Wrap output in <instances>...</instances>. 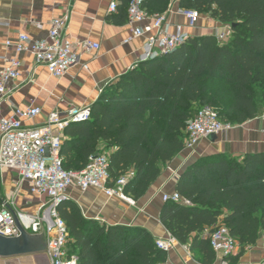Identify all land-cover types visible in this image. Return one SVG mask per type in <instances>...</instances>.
I'll return each instance as SVG.
<instances>
[{
    "label": "trees",
    "instance_id": "trees-1",
    "mask_svg": "<svg viewBox=\"0 0 264 264\" xmlns=\"http://www.w3.org/2000/svg\"><path fill=\"white\" fill-rule=\"evenodd\" d=\"M124 0L125 13L127 4ZM171 0H142L149 16L166 13ZM179 9L208 13L228 25L231 35L189 36L172 51L139 63L117 78L90 107L88 121L65 128L60 156L67 171L82 170L88 158L108 155L109 182L129 172L123 193L141 199L156 182L161 167L184 149L186 123L204 107L221 123L240 125L259 116L264 102V0H178ZM175 193L184 206L166 201L159 221L181 245L197 248L203 264L214 253L202 233L221 219L237 242L240 255L264 237V153L232 157L215 154L189 164ZM57 214L64 222L77 264H164L168 253L138 227L109 226L85 219L73 201ZM218 225V226H219ZM212 230V229H211ZM210 230V231H211Z\"/></svg>",
    "mask_w": 264,
    "mask_h": 264
},
{
    "label": "crops",
    "instance_id": "crops-1",
    "mask_svg": "<svg viewBox=\"0 0 264 264\" xmlns=\"http://www.w3.org/2000/svg\"><path fill=\"white\" fill-rule=\"evenodd\" d=\"M112 2L117 5L114 13L109 12ZM177 2L171 0L172 13L166 14L167 20L172 25H185V20L175 14ZM125 9L124 0H0V57H15L13 50L4 46L7 40H14L20 33L32 40L44 39L51 20L64 16L68 18V24L63 36L71 40H90L99 45L96 51L79 50L78 64L60 80L49 76L43 66L36 65L31 54L16 56L22 63V74L9 85L12 92L9 102L0 107V119L10 117L13 108L26 109L31 102L41 109V114L35 120L25 122L26 126L40 125L54 110L64 112L71 107H91L103 90L141 62L144 40H129ZM200 21L189 34H212L211 28H206ZM36 24L41 27L38 28ZM171 31L174 32V29ZM2 66L3 62L0 61V68ZM232 126L230 131L216 136L213 141H202L194 153L183 149L171 162L163 165L156 182L141 199L135 201V206H129L117 198H107L96 189L82 194L75 187L68 190L70 200L77 204L85 219L109 226L138 227L156 240L165 238L167 232L159 221L164 204L161 197L175 192L177 179L189 164L201 157L221 153L232 157L264 153V121L256 116ZM98 150L103 151V146L99 145ZM173 173L178 176L175 177ZM16 182V171L0 170V202L12 200L15 208L27 220L28 216L34 215L44 198L30 195L26 184L17 188ZM220 223L221 219L217 226ZM211 229L203 231V239L208 238ZM0 264H48V258L44 250L14 258H0ZM164 264L203 262L197 248L191 249L176 242ZM211 264H218L215 255ZM230 264H264L263 235L260 234L256 244L247 247L242 255L238 248L230 258Z\"/></svg>",
    "mask_w": 264,
    "mask_h": 264
},
{
    "label": "built area",
    "instance_id": "built-area-1",
    "mask_svg": "<svg viewBox=\"0 0 264 264\" xmlns=\"http://www.w3.org/2000/svg\"><path fill=\"white\" fill-rule=\"evenodd\" d=\"M142 0H129L127 4V25L130 38H143L142 60H151L159 54L174 50L183 45L189 31L198 27L201 15L195 10L177 9L175 14L185 20V25H172L166 14L172 13L171 4L166 13L149 16L141 7ZM117 5L112 2L109 12H116ZM68 18H54L50 22L47 36L41 40H32L24 33L17 34L14 40H7L6 48L12 49L15 57H0L3 66L0 68V107L9 102L11 90L9 85L16 82L22 74V63L16 57L29 53L36 65L46 68L49 76L62 79L68 71L79 62L78 51H96L99 45L90 40H71L63 36L67 28ZM38 28L41 26L36 24ZM174 29V32L171 31ZM218 42H226L230 34L222 27L211 32ZM41 109L31 102L26 109H12V115L0 119V170H14L17 173L16 187L27 185L30 195L44 198L32 216L25 220L12 200L0 202V237L17 238L20 231L16 228L11 216L14 215L21 229L28 235L45 237L48 264H77L75 256L67 252V232L64 222L57 214V207L63 201L70 200L68 190L75 187L84 194L96 189L107 198L118 200L135 206V201L123 193L127 181L133 173L117 179L112 186L108 185V155L105 152L88 158L82 170L67 171L63 168L60 156L61 144L65 128L70 124L88 121L91 117L90 107H71L64 112L52 111L40 125L26 126L25 122L35 120ZM258 119L264 121V109ZM233 128L231 124L221 123L216 111L204 106L186 123L184 150L194 153L197 146ZM177 177V173H173ZM162 201H172L184 206L190 203L177 193L162 195ZM71 201V200H70ZM210 247L218 264H230V258L239 248L230 236L226 227L219 225L208 233ZM176 240L168 233L165 238L156 240V246L169 253Z\"/></svg>",
    "mask_w": 264,
    "mask_h": 264
},
{
    "label": "water",
    "instance_id": "water-1",
    "mask_svg": "<svg viewBox=\"0 0 264 264\" xmlns=\"http://www.w3.org/2000/svg\"><path fill=\"white\" fill-rule=\"evenodd\" d=\"M145 61L142 60L140 63ZM215 138L216 136L213 135L209 137V140L213 141ZM11 218L16 228L20 231V236L17 238L0 237V258H14L28 253L46 250L43 232L40 235H28L21 229L14 215Z\"/></svg>",
    "mask_w": 264,
    "mask_h": 264
},
{
    "label": "rangeland",
    "instance_id": "rangeland-1",
    "mask_svg": "<svg viewBox=\"0 0 264 264\" xmlns=\"http://www.w3.org/2000/svg\"><path fill=\"white\" fill-rule=\"evenodd\" d=\"M202 24H205L206 28H211L210 30L214 31V29H217L219 27H222L223 29H225L227 32H229V34L231 35V29L228 25H222L217 23L213 18H211V16L208 13L202 14L201 15V21ZM214 26V27H213ZM230 40V39H229ZM228 41V40H227ZM260 106L262 109H264V102L260 101ZM103 151L100 150L99 153H102ZM68 252L69 253H73L74 250L72 249L71 246H67Z\"/></svg>",
    "mask_w": 264,
    "mask_h": 264
}]
</instances>
